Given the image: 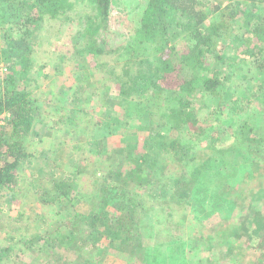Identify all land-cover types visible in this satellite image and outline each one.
<instances>
[{
  "label": "trees",
  "instance_id": "1",
  "mask_svg": "<svg viewBox=\"0 0 264 264\" xmlns=\"http://www.w3.org/2000/svg\"><path fill=\"white\" fill-rule=\"evenodd\" d=\"M82 1L84 7L71 13L75 8L71 0H22L17 8L10 0H0V65H4L0 67V115L6 114L0 124V225L10 220L2 210V199L13 200L18 188L29 192L30 187L40 205L74 199L68 189L69 184L76 185L72 177L51 174L47 161L50 173L36 175L33 185L19 182L24 176L21 166L44 160V154L27 147V136L41 108L30 90L32 83L39 86L41 82L34 76L25 82L29 57L25 62L20 59L16 69V43L33 54L32 44L42 42V34L64 20L72 30L71 57L84 65L75 64L71 93L62 92L56 102L59 112L76 111L80 100L86 99L83 93L90 81L96 79L95 90L102 91L103 117L92 123V136L83 141L105 162L94 169L95 188L91 198L86 196L90 209L77 214L83 221L47 223L36 212L37 230L30 233L25 228L23 242L29 254L47 252L55 257L52 264H92L91 252L111 247L123 249L130 260L127 264L132 260L146 264L139 226L153 215V205H161L162 198L168 197L183 207L199 187L202 174L215 165L214 154L234 152L239 143L249 142L258 155L251 162L253 170L244 175L242 186L220 183L217 199L228 208L224 215L209 214L206 220L212 217L223 222L225 232L217 233L228 243V254L235 248L241 251L228 264H264V189L258 183V190L252 191L259 197L255 204L253 194L246 190L247 179L264 170V128L240 115L248 104L254 105L255 116L264 113V0H146L137 27L117 46L107 39L116 20L110 13L111 0H76ZM214 13L218 21L210 19ZM228 41L233 47L229 48ZM242 84L246 88L235 99L232 90ZM127 117L139 124L140 118H150L178 136L171 138L170 133L154 129L139 136L143 128L131 127ZM62 118H55L54 127ZM113 128L121 129L120 133ZM231 138L236 144H226ZM200 147L210 152L204 160L194 152ZM35 170L40 172L43 166L38 163ZM169 186L172 190L166 196ZM30 207L35 210L36 204ZM37 220L44 221L38 225ZM208 239L212 241L210 235ZM13 246H0V252L9 250L4 258L0 256V264L13 258ZM75 250H83L85 258L74 262L63 254Z\"/></svg>",
  "mask_w": 264,
  "mask_h": 264
},
{
  "label": "rangeland",
  "instance_id": "2",
  "mask_svg": "<svg viewBox=\"0 0 264 264\" xmlns=\"http://www.w3.org/2000/svg\"><path fill=\"white\" fill-rule=\"evenodd\" d=\"M20 1L22 0H10L9 3L12 7L17 8ZM71 1L75 2V8L72 9L71 13L83 8L85 5V1L81 3H77L76 0ZM144 1L146 0H111L110 13L115 17L116 20L114 21L116 23L112 22L107 39L111 44H114L113 46L123 43L128 36H131L133 29L138 25L139 15L145 6ZM211 1L215 2L217 0H206V2ZM2 5H6L5 2ZM216 15L217 13H214L210 19L218 21L219 16L216 17ZM66 23L67 21L64 20L59 21L55 30L42 34L43 41L36 42L31 46V49H34L33 54L29 50L26 51L19 42L16 43V52H14L16 69H19V64H21L20 59L25 62L26 58L29 57L30 67L25 75L28 80H25V82L27 84L33 76L38 77L41 82L39 86H36L37 83L35 82L32 83L31 90L29 89L32 96L38 98L37 101L41 108L38 110L39 113L36 114L31 133L27 136V147L28 149L36 148L38 153L43 152L44 154V160H38L34 165L21 166L20 172L24 176L19 178V182L24 180L27 182L26 184L29 182L33 185L34 181L32 179L36 175L38 177L43 176L44 172L50 173L48 169V166H50L53 170L51 174L55 172L56 177L60 176V173L72 177L76 185L70 186L69 184L68 189L72 192L71 197L74 199L58 205H40L37 198L30 193V187L29 192H20L18 188L15 191L17 195L13 200H10L9 197L3 198L2 210L4 215L10 216V220H3L4 222L0 225V246L14 243L13 251L10 253L13 258L5 264H24L26 262L28 264H52L55 257H49L46 254L47 252H32V256L29 254L30 248L23 242L25 236H27L26 226H28L27 231L30 233L37 230L36 222L33 220L36 217V212L41 213L47 223L56 221L63 224L68 219L83 221V218L79 220L81 217L77 214L90 209L86 196L91 198L92 190L95 188L94 183L97 175L94 169L105 162L103 156L95 154L96 151L91 144L84 142V139L92 136V132L91 134L89 132L92 123L97 118L103 117L100 104L102 102L100 100L102 91L100 89L99 91L95 90V86H99L96 79L90 81L91 86L83 93L86 99L80 100L82 104L76 111L68 108L66 109L67 112L64 110L59 112L60 103L56 102L61 97L62 92L66 95L71 93V85L75 84L73 71L77 70L78 66L75 64L83 63L84 65V61L81 62V59L71 57L69 44L72 30ZM120 35H123L122 41H119ZM33 42L35 41L33 40ZM228 43L229 48L233 47V42L228 41ZM1 66L4 65L1 64ZM28 87H30V83ZM245 88V84L239 87L234 86L232 91L235 93V99ZM254 109V105L248 104L240 112V115L249 120L252 125L257 127L263 125L264 128V113L255 116ZM2 116L4 117L6 114L3 113ZM60 117H63L60 119L62 121L58 127H54L53 121L55 118ZM135 118L127 117V120L131 122V127L141 125L143 130L138 133L139 136H145L148 129L170 133L171 138L178 136L175 131L169 132L165 126L160 128L150 118H140V121L137 122H142V124L132 123ZM94 129L91 131H94ZM117 130L115 128L113 132L120 133ZM180 137L183 140L192 141V139L187 140L183 134H180ZM230 141H234L231 143L232 145L236 144V139L233 138L227 139L226 144ZM248 143H239V149L234 152L229 150L225 155L215 156L214 154L213 159L215 162L213 164L215 165L202 174L199 187L183 207L168 197L162 198L161 205L159 203L153 205V215L141 220L139 226L140 233L145 240L143 245L147 259L146 264H228L232 255L241 252L235 248L234 253L228 254V243L222 237L219 238L220 234L217 233L220 230H222V234L225 232L226 228L223 222H218L212 217L206 220V216L209 214L224 215V211L228 208L226 202L223 201L221 204L217 199V187L220 183L227 182L228 185H236V182H239V185L242 186L244 175L253 170L251 162L257 160L258 155L254 145ZM109 146L111 147V144ZM194 152L196 157H200V160H204L210 154L203 147L195 149ZM38 163L43 166V170L40 172L35 170L38 168ZM159 178L163 180L165 177L159 176ZM253 178H248L246 185V190L251 192V195L253 194L252 191L258 190V183L264 189V170L261 169L260 174L255 172ZM42 182H45L43 177ZM171 190L170 186L166 189V196L171 193ZM258 198L254 194L251 196L254 204ZM34 204H36L35 210L30 207ZM263 205L264 201L261 203V207ZM42 221L44 220H37V224L40 225ZM81 225V228L86 227L84 224ZM209 235L212 241L208 239ZM7 238H11V240L8 241ZM242 246L245 247V245ZM100 250L91 252L92 257H89L88 260H93L92 264H127L130 261L128 255L121 248L113 249L110 247ZM7 253H9V250L0 252V256L4 258ZM83 253V250H75L72 253L67 254V252H64L63 254L72 261L78 262L82 257L85 258ZM156 256L157 258L153 259ZM130 264L141 263L132 260Z\"/></svg>",
  "mask_w": 264,
  "mask_h": 264
},
{
  "label": "built area",
  "instance_id": "3",
  "mask_svg": "<svg viewBox=\"0 0 264 264\" xmlns=\"http://www.w3.org/2000/svg\"><path fill=\"white\" fill-rule=\"evenodd\" d=\"M2 115H0V124L3 122Z\"/></svg>",
  "mask_w": 264,
  "mask_h": 264
}]
</instances>
